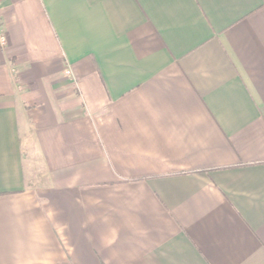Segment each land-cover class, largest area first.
Listing matches in <instances>:
<instances>
[{"label":"crops","instance_id":"1","mask_svg":"<svg viewBox=\"0 0 264 264\" xmlns=\"http://www.w3.org/2000/svg\"><path fill=\"white\" fill-rule=\"evenodd\" d=\"M0 264H264V0H0Z\"/></svg>","mask_w":264,"mask_h":264}]
</instances>
